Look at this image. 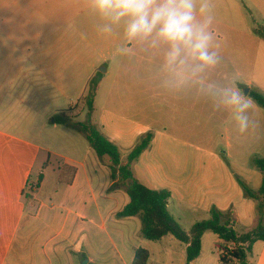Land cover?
I'll return each mask as SVG.
<instances>
[{
  "label": "crops",
  "instance_id": "1",
  "mask_svg": "<svg viewBox=\"0 0 264 264\" xmlns=\"http://www.w3.org/2000/svg\"><path fill=\"white\" fill-rule=\"evenodd\" d=\"M85 7L86 0H0V264H83L85 259L86 264H132L138 247L149 251L147 264H186V244L170 234L144 239L139 216L117 215L128 195L125 188L114 187L108 158H100L85 135L83 141L68 139L66 153L43 144L65 124L54 117L73 114V108L58 106L60 95L75 78L87 75V48L72 43L74 35L87 39ZM125 47L131 56L118 60L115 72L128 69L119 79L128 95L119 92L115 78L111 106L99 103L105 82L100 78L94 122L118 147L123 163L137 140L153 133L132 170L148 188L170 192L168 210L185 230L207 219L213 207L233 210L236 231L251 229L257 204L246 197L237 177L252 189L260 187L262 174L251 161L264 157V127L244 134L237 127H205L215 121L200 118V98L209 96L200 91V83L166 84L163 56L158 60L153 55L161 48ZM154 63L161 69L159 77L151 75ZM216 71L209 69L202 83L217 88ZM43 150L50 157L29 203L24 189ZM64 166L75 169L70 182L67 175L59 179ZM45 167L57 175L53 198L40 199ZM209 232L190 264H224L214 249L218 236L214 233L209 246ZM248 262L264 264L263 241L252 244Z\"/></svg>",
  "mask_w": 264,
  "mask_h": 264
},
{
  "label": "rangeland",
  "instance_id": "2",
  "mask_svg": "<svg viewBox=\"0 0 264 264\" xmlns=\"http://www.w3.org/2000/svg\"><path fill=\"white\" fill-rule=\"evenodd\" d=\"M85 8L88 17L87 39L85 41L84 36L74 35L72 43L73 45H80L81 43L87 48L88 68L86 69V76L88 77L83 75L75 78L74 82L67 86L60 95L57 102L58 106H61L60 108L65 111L73 108L71 110L73 114L69 117L67 123L60 125L58 130L52 131L51 135L47 136L43 142L52 149L63 153L67 152L68 139H74L73 141L85 140L84 134L78 128L77 123L86 122L87 120L84 96L90 79H96L99 82L100 78L104 76L105 82L99 96V103L111 106L114 101L115 78H118L116 80L119 82L117 84L119 92L125 94L126 97L128 95V89L124 88L119 81L121 77L127 75L128 69L119 68L117 69L118 72H115L116 62L121 59L128 61L132 53L129 48L125 47L128 43L125 41L123 25L114 27L111 33L103 34L99 29L103 26L104 21L95 16L96 14L90 10L88 4ZM211 8L214 17L211 26L214 34L213 45L220 58L219 63L215 66L217 69L215 77L218 78L217 89L231 87L246 94V90L251 88L264 94V5L261 0H211ZM70 11L74 12L73 7H70ZM73 20H75L74 15L69 19L70 27H73L71 25ZM131 44H135V42ZM164 51L165 49L161 47L160 51L153 54L156 55L155 59H161V56H164ZM154 61L156 60H152V62ZM153 66L151 75L159 77L161 69L155 63ZM103 68L106 69V72L103 71ZM152 86L157 88L159 83ZM249 92L250 89H248L247 94ZM200 100V118L206 121H215V124L211 123V126L206 123L205 127H229V129L237 127L232 111L217 108L215 101L210 96H202ZM252 101L253 110L249 112L250 121L253 123V127H264V108L254 100ZM205 114H209L211 117H205ZM60 115L61 113L54 118L58 119L61 117ZM225 120H227V123L223 125ZM262 154L264 156V150ZM47 155L48 153L45 150L40 153L32 173L31 182H37L39 171L43 170ZM56 160L52 157L54 163ZM44 170H46L45 180L37 195L40 199H46L53 195L57 175L52 167H45ZM66 174L68 178L71 173L66 172ZM28 202L30 203V201ZM208 235L207 237L210 239L207 238V241L210 246L214 233L209 232Z\"/></svg>",
  "mask_w": 264,
  "mask_h": 264
},
{
  "label": "trees",
  "instance_id": "3",
  "mask_svg": "<svg viewBox=\"0 0 264 264\" xmlns=\"http://www.w3.org/2000/svg\"><path fill=\"white\" fill-rule=\"evenodd\" d=\"M97 89V80L90 79L84 96L87 120L77 124L97 155L100 158H108L112 170V179L116 181L114 187L125 188L129 201L117 215L119 217L139 216L142 225L141 235L144 239L159 240L170 234L186 244V264H190L200 255L202 236L209 231L218 236L214 242V249L219 253L220 260L224 264H252L248 262V254L252 244L256 241L264 242V157L255 156L251 161L252 167L258 169L262 174V182L258 189H252L244 180L237 177L246 197L255 200L257 204L256 220L251 229H244L242 232L236 231L233 210L222 211L213 207L207 219L198 221L189 230H185L168 210L170 192L167 189L154 190L148 188L134 176L132 170V163L150 146L153 133L147 132L142 135L127 155V162L123 163L118 147L103 134L101 128L93 120L94 99ZM248 95L264 108L263 93L251 89ZM60 116L56 119L58 123H67L70 117L66 112H62ZM48 156L50 157V154ZM60 169L62 171L60 181L67 175L66 172H70V175L75 172V169L69 166ZM42 180V174H39L36 183L28 180L23 193L28 201L33 200L34 192L39 188ZM149 256L150 253L147 249L138 247L132 264H147Z\"/></svg>",
  "mask_w": 264,
  "mask_h": 264
},
{
  "label": "clouds",
  "instance_id": "4",
  "mask_svg": "<svg viewBox=\"0 0 264 264\" xmlns=\"http://www.w3.org/2000/svg\"><path fill=\"white\" fill-rule=\"evenodd\" d=\"M90 10L104 24L99 31L111 33L123 25L125 41L165 49L163 70L166 84L181 88L188 82L200 83V91L213 98L217 108L234 114L239 134L253 127L249 112L251 97L231 87L217 89L204 85L203 75L219 63L211 30V0H86Z\"/></svg>",
  "mask_w": 264,
  "mask_h": 264
},
{
  "label": "water",
  "instance_id": "5",
  "mask_svg": "<svg viewBox=\"0 0 264 264\" xmlns=\"http://www.w3.org/2000/svg\"><path fill=\"white\" fill-rule=\"evenodd\" d=\"M248 92V89L246 90V93ZM87 263V260L85 259L84 261H83V264H86Z\"/></svg>",
  "mask_w": 264,
  "mask_h": 264
}]
</instances>
